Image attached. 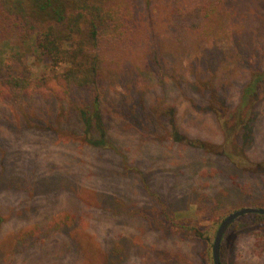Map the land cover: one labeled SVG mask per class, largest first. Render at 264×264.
Masks as SVG:
<instances>
[{
    "label": "rangeland",
    "instance_id": "obj_1",
    "mask_svg": "<svg viewBox=\"0 0 264 264\" xmlns=\"http://www.w3.org/2000/svg\"><path fill=\"white\" fill-rule=\"evenodd\" d=\"M130 1L175 43L177 0ZM209 27L165 45L163 80L132 46L101 87L100 144L81 114L94 93L67 88L31 42H0V77L47 78L0 96V264H214L222 220L264 208V1L225 0ZM249 215L227 229L224 264H264V219Z\"/></svg>",
    "mask_w": 264,
    "mask_h": 264
},
{
    "label": "trees",
    "instance_id": "obj_2",
    "mask_svg": "<svg viewBox=\"0 0 264 264\" xmlns=\"http://www.w3.org/2000/svg\"><path fill=\"white\" fill-rule=\"evenodd\" d=\"M264 1V0H263ZM225 0H177L167 13L166 29L178 43L210 34V20L222 9ZM151 5L148 4V7ZM21 39L31 42L42 59L52 67L64 65L58 75L67 88L92 91V109H83L88 132H99L98 144L105 141L100 110L101 87L108 75L126 72L135 44L142 48V60L157 80L166 74L164 54L175 51L165 47L166 38L140 21L130 0H0V42ZM2 61L0 59V67ZM261 74V72H259ZM257 76L244 89L242 105L256 95ZM259 79V78H258ZM38 82L24 75L0 77V96L4 91L25 92ZM252 219L264 215L252 213ZM222 250V245H221ZM222 264L224 262L221 259Z\"/></svg>",
    "mask_w": 264,
    "mask_h": 264
},
{
    "label": "water",
    "instance_id": "obj_3",
    "mask_svg": "<svg viewBox=\"0 0 264 264\" xmlns=\"http://www.w3.org/2000/svg\"><path fill=\"white\" fill-rule=\"evenodd\" d=\"M261 214L264 215L263 207L246 206L229 213L220 223L213 242V261L214 264H222L221 262V244L223 237L229 226L240 216L245 214Z\"/></svg>",
    "mask_w": 264,
    "mask_h": 264
}]
</instances>
